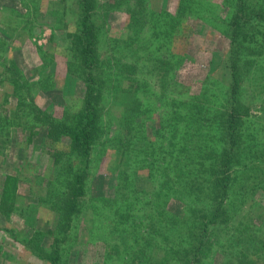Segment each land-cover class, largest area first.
<instances>
[{
    "label": "rangeland",
    "instance_id": "374dc122",
    "mask_svg": "<svg viewBox=\"0 0 264 264\" xmlns=\"http://www.w3.org/2000/svg\"><path fill=\"white\" fill-rule=\"evenodd\" d=\"M138 1L148 25L135 39L126 29L127 7ZM91 2L97 65L103 72L115 62L139 66L142 114L119 131L112 119L118 110L109 115L111 106L104 108L84 196L66 220L72 180L84 163L70 153L73 145L56 135L55 127L59 122L72 125L84 102L83 81L69 75L64 65L67 49L81 39L80 0H0V264H49L42 259L57 239L61 264H190L194 255L195 264H264V22L255 18L246 26L249 37L239 71L241 101L250 115L243 124L241 165L235 167L228 195L215 214L220 194L190 200L184 193H172L167 183L158 191L161 164L172 167L173 157L185 162L193 151L186 169L200 163L203 169L213 163L209 158L214 153L200 151L205 145L194 141L190 129L179 135L182 141H169L165 131L164 139L154 136L153 127L174 106H190L192 97L202 100L210 114L224 115L230 74L227 25L238 0ZM248 3V8H264V0ZM134 39L141 43L139 49ZM148 49L158 56L155 61L173 65L164 100L160 83L143 76ZM214 131L215 147L221 150L223 136ZM132 205L138 209L133 211ZM157 210L163 213L159 221ZM113 213L127 218L116 229L120 235L115 244L107 218ZM212 215L220 216L215 225L208 223ZM113 220L120 222L115 216ZM204 225L210 228L206 238L200 235ZM31 239L42 247L41 256L26 246ZM200 240L208 242V250H197Z\"/></svg>",
    "mask_w": 264,
    "mask_h": 264
},
{
    "label": "trees",
    "instance_id": "16d2710c",
    "mask_svg": "<svg viewBox=\"0 0 264 264\" xmlns=\"http://www.w3.org/2000/svg\"><path fill=\"white\" fill-rule=\"evenodd\" d=\"M195 1L196 0H179V3L183 5L184 3H192ZM248 1L249 0H238L239 4L236 5L235 14L231 16L227 25L228 28L230 27L228 36L230 41L228 52L230 74L228 86L229 93L226 100L228 108L224 115L210 114L205 106L206 104H204L202 100L197 97H192L190 106H185L184 104H178V106L173 105L174 109L178 112H174L175 110L169 111L165 114L166 118H161V116H159L156 119L159 126L157 128L153 127L155 128L153 130L154 136L159 137V139L163 138L164 135H162V133L165 131L168 134L167 138H169V141H172V139H179V141H182L179 135L190 129V131H192L190 135H192V138H195L194 141L198 144L203 142L205 145V148L200 149V151L207 152L205 155H207L208 152L214 153V156L209 158V160H213V168H211L213 163L208 164V167L205 166L203 169L202 163H198L199 165L197 168L188 171L186 166L189 163H187L186 160L191 159L189 157L192 156L193 151L186 156L185 162H182L178 157H173L170 162L173 164L172 167L161 164V166L158 167V171L161 175V182L159 183L160 189L158 188V191L162 192L164 184L167 183L170 184L169 186L172 193H174V191L184 193L190 197V200L199 198L200 196L197 197L199 194L207 195L204 196L206 198H208L209 195L214 198L215 193L219 197L220 194L221 199L220 203H217L218 208L215 210L217 211L215 214H218V210L221 209L223 201L228 195L233 178L231 176L235 167L239 168L241 165H239V163L241 148L244 145L243 124L244 119L250 115V108L246 107L241 101L242 93L239 61L244 44L248 41L249 37L247 32L248 27L246 26L250 25L255 18H259L264 22V8L258 7L256 10L248 8L250 6ZM80 9V43H74L73 47L71 46V48L67 49V60L64 62V65L69 75H75L83 81L85 86L84 102L81 113L74 118L72 125L59 122L55 127L58 129L56 135L66 136L71 142V146L73 145L70 153L74 154L75 158H79L81 165L82 162L84 163L83 167L80 166V169L77 168L78 171L76 170L77 172L72 180L71 205L69 210H66V220L70 219L77 212L79 200L84 196V181L88 176V162H90L92 147L97 138V123L101 119L104 108L111 106L109 111L105 110L109 115L112 114L113 108H116V112L118 110V116L112 119L115 120L119 131H124L122 125L129 128L131 124L134 123L136 117L142 114L141 102L139 100V94L137 93V89L141 88L139 82V78L141 77L139 71L141 69L139 70V66H136V63L129 65L122 62L121 64H117L115 62L112 68L109 67L107 72L105 70L103 72L100 66L97 65L96 26L92 21L93 4L91 0H80ZM64 10H66V8H64ZM182 10L184 11L186 8L182 6ZM127 16L128 22L126 23V29L131 33L133 38L138 39L148 25V20L142 4L138 1L134 8L128 6ZM171 27H173L172 23ZM154 38L158 39L155 36ZM143 42L148 48L150 43L147 40ZM133 45L139 49L141 43L135 40L133 41ZM157 49H159V47H157ZM124 51L126 52V48ZM77 53L79 55H77ZM145 53L147 56L145 57L143 68L146 69V72L143 73V76L150 75V80H155L157 85L160 83V98L164 100V96L167 93L165 85L170 82L171 77H169V74L173 70V65L164 60L155 61L154 58L158 56L154 57L156 53H153L151 50L149 51V49L146 50ZM68 54L70 58H68ZM145 80L149 82L148 79ZM157 108L159 109L160 107L158 106ZM180 112H182V114ZM147 118L146 115L143 116V119H146L143 125L144 128L149 127V120ZM55 128L51 129V131ZM214 130H217L221 136H223L222 140H220V142L224 143L221 150H217L215 147L217 136ZM200 132L203 134H200ZM195 158L197 159L200 157L195 155ZM191 164L192 163H190V165ZM194 166H196V164H194ZM65 168L62 170H65ZM130 187L133 186L131 185ZM152 199L153 198L150 199V203ZM194 205L195 207H204L201 206L199 202H194ZM202 205H205V203H202ZM137 209L132 205L133 211ZM155 213L160 212L157 210ZM160 214L162 215L157 216L158 221L163 218V213L161 212ZM123 215H125V213H123ZM114 216L116 218L118 217L120 220L119 223L113 220ZM107 218L109 224L108 233L115 244L116 240L114 239L120 235L116 229L120 226L123 227L124 223L127 222V218H125L124 221L122 215H117L115 213L112 214V218L110 215ZM219 218L220 216L212 215L208 221L209 225H215ZM127 224L125 228L129 230ZM208 230H210L209 226L204 225L200 234L201 237L206 238ZM124 239L125 236H122V240ZM198 243L199 245L196 246L198 251L202 249L204 251L208 250L207 247L209 246L207 241L200 240ZM25 244L29 248L37 249L36 253L40 255L39 252L42 247L38 244L34 245L35 243L32 239L26 241ZM60 245L58 239L54 240L52 251L42 260L47 261L49 264H61ZM190 259V264H195L197 262V257L195 255ZM185 264H187V261Z\"/></svg>",
    "mask_w": 264,
    "mask_h": 264
}]
</instances>
